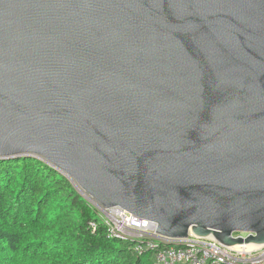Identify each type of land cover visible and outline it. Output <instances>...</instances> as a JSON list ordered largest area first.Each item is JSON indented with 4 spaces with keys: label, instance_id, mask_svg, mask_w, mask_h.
Here are the masks:
<instances>
[{
    "label": "water",
    "instance_id": "95a60500",
    "mask_svg": "<svg viewBox=\"0 0 264 264\" xmlns=\"http://www.w3.org/2000/svg\"><path fill=\"white\" fill-rule=\"evenodd\" d=\"M21 156L169 240L264 245V0H0Z\"/></svg>",
    "mask_w": 264,
    "mask_h": 264
},
{
    "label": "trees",
    "instance_id": "16d2710c",
    "mask_svg": "<svg viewBox=\"0 0 264 264\" xmlns=\"http://www.w3.org/2000/svg\"><path fill=\"white\" fill-rule=\"evenodd\" d=\"M137 244L110 236L93 204L43 160L0 159V264H155L157 250Z\"/></svg>",
    "mask_w": 264,
    "mask_h": 264
},
{
    "label": "built area",
    "instance_id": "2783aa9c",
    "mask_svg": "<svg viewBox=\"0 0 264 264\" xmlns=\"http://www.w3.org/2000/svg\"><path fill=\"white\" fill-rule=\"evenodd\" d=\"M93 206L110 236L138 242L139 253L145 247L157 250L155 264H264V245L252 250L238 249L223 245L212 235L201 237L193 233L181 240H169L157 234L155 222L140 219L119 206ZM92 230H96L94 223Z\"/></svg>",
    "mask_w": 264,
    "mask_h": 264
},
{
    "label": "bare ground",
    "instance_id": "6f19581e",
    "mask_svg": "<svg viewBox=\"0 0 264 264\" xmlns=\"http://www.w3.org/2000/svg\"><path fill=\"white\" fill-rule=\"evenodd\" d=\"M238 249H247V250H252L257 248L258 246H256L255 244H247L246 246H236Z\"/></svg>",
    "mask_w": 264,
    "mask_h": 264
}]
</instances>
